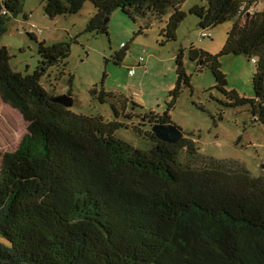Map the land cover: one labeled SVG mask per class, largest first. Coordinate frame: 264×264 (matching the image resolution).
Returning a JSON list of instances; mask_svg holds the SVG:
<instances>
[{"label":"trees","instance_id":"obj_1","mask_svg":"<svg viewBox=\"0 0 264 264\" xmlns=\"http://www.w3.org/2000/svg\"><path fill=\"white\" fill-rule=\"evenodd\" d=\"M40 1L51 20L93 4L96 14L86 32L96 35H109L105 21L118 10L159 25V37L168 43L176 42L187 19L182 9L187 0ZM25 2L2 0L0 39L24 13ZM202 2L189 10L199 19L201 34L232 23L219 53L194 45L189 50L194 71L210 70L212 90L222 97L210 98L220 108L214 124L224 110L246 105L264 124V0ZM38 44L33 74L14 69L8 48L0 46V97L28 123L19 147L5 153L0 165V236L7 242H0V264H264V177L241 163L201 154L194 134L170 144L152 132L153 124L172 122L182 91L192 86L182 50L176 88L163 115L141 114L132 98L107 92L102 83L91 95L101 104L113 101L108 120L50 100L55 95L45 78L50 80L53 70L66 75L71 43ZM129 49L115 55L116 64ZM230 56L254 62V99L228 91L222 59ZM49 85L55 88L52 81ZM198 109L206 112L204 105ZM121 130L137 135L147 148L120 138Z\"/></svg>","mask_w":264,"mask_h":264},{"label":"rangeland","instance_id":"obj_2","mask_svg":"<svg viewBox=\"0 0 264 264\" xmlns=\"http://www.w3.org/2000/svg\"><path fill=\"white\" fill-rule=\"evenodd\" d=\"M197 4L203 5L202 0L186 1L182 9L187 13V19L177 31L176 42L168 43L159 37V25H145L138 19L126 17L121 10L110 17L109 35H96L86 32L89 21L96 14L93 4L87 3L77 15L51 20L45 15L40 0H26L24 13L10 21L8 31L0 39V46L8 48L14 69L33 74L40 61L38 42L52 45L69 41L71 54L66 75L58 77L57 71L53 70L50 80L45 78L49 82L44 84L51 95L71 92L74 98V106L69 108L71 111L99 113L108 120L113 119L110 106L113 101L101 104L91 95V90L102 83L107 92L132 98L143 108L141 114L163 115L172 99L170 92L176 88V57L182 50L187 72L192 74V86L182 91L171 113L172 122L185 135L194 134L201 154L241 163L255 175L264 177V124L253 117L248 105L224 110L222 119L214 124L212 117L220 108L210 98L212 95L215 99L222 98L212 90L215 79L208 69L196 73L195 65L189 61V50L193 45L211 54L219 53L232 26L228 22L209 29L206 31L209 36L201 38L199 19L189 14ZM25 15L29 16L27 20ZM29 33L34 34L37 41ZM126 46L130 49L118 65L115 55ZM222 71L227 77L229 92L234 90L242 98H255L253 61L244 56L224 57ZM70 76H73L72 88ZM51 81L55 88L49 87ZM202 105L207 113L198 109ZM27 129L28 123L20 112L5 104L0 97V165L5 153L19 147ZM118 135L135 146L147 148L129 130H121ZM0 242L7 244L1 236Z\"/></svg>","mask_w":264,"mask_h":264},{"label":"water","instance_id":"obj_3","mask_svg":"<svg viewBox=\"0 0 264 264\" xmlns=\"http://www.w3.org/2000/svg\"><path fill=\"white\" fill-rule=\"evenodd\" d=\"M110 21V18L106 19V23ZM50 100L53 103L62 105L65 108H71L74 106V98L70 94H62L52 96ZM152 132L163 142L175 144L183 140L186 135L180 127L173 122L170 123H155L152 125Z\"/></svg>","mask_w":264,"mask_h":264},{"label":"built area","instance_id":"obj_4","mask_svg":"<svg viewBox=\"0 0 264 264\" xmlns=\"http://www.w3.org/2000/svg\"><path fill=\"white\" fill-rule=\"evenodd\" d=\"M207 36H209V35H207L205 32H203V33L200 35L201 38H205V37H207ZM141 60H143V59H141Z\"/></svg>","mask_w":264,"mask_h":264},{"label":"clouds","instance_id":"obj_5","mask_svg":"<svg viewBox=\"0 0 264 264\" xmlns=\"http://www.w3.org/2000/svg\"><path fill=\"white\" fill-rule=\"evenodd\" d=\"M201 35V34H200Z\"/></svg>","mask_w":264,"mask_h":264}]
</instances>
